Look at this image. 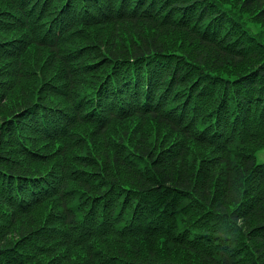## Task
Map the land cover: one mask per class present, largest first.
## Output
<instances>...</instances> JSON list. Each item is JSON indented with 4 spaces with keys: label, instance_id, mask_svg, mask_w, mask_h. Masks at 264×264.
Instances as JSON below:
<instances>
[{
    "label": "trees",
    "instance_id": "16d2710c",
    "mask_svg": "<svg viewBox=\"0 0 264 264\" xmlns=\"http://www.w3.org/2000/svg\"><path fill=\"white\" fill-rule=\"evenodd\" d=\"M132 1L80 0L77 1V7L73 11L70 1L63 0L61 15L58 0H38V3L41 2L42 11L54 9L58 11L55 16H49L52 18L49 23L52 25L51 30L54 35H48L51 37L48 38L38 34L30 43L16 35L18 44L16 52L0 56L2 63L0 173H10L13 176L40 174L43 171L37 165L41 160L38 155L44 154V159L58 155L59 150L48 141H41L26 132L17 133L15 126H21L19 120L30 106L35 102L56 107H62L67 102L71 103V96L77 88L80 89L83 82V79L79 80V78L86 75L89 67L92 76L97 75L95 72L99 74L93 85L102 80L104 84L117 59L123 61L130 56L169 50L167 46L169 42L166 38H162V31L170 28L168 31L175 30L174 33L182 34L180 36L183 39L180 43H190L191 47L189 50L179 47L171 49L165 70L161 71V75L154 80H158L156 83L152 81L147 85L141 99L148 94L150 95L148 98L151 99L149 102L152 104L158 91L160 89L162 91L165 87L169 103L166 109L168 121L167 124L163 122L166 129L163 133L175 132L180 136L183 125L182 123L175 125L178 104L191 95L190 85L193 79L207 78L212 93L207 98L201 97L202 102L199 103L203 106L193 109V113L189 111V107L184 112L183 121L191 114L189 124L199 131L205 127L209 132L219 128L230 130L235 137L232 148L224 155H216L205 148V156L196 153V157L192 159H188L183 148L175 158H172L169 150L170 140L157 133L155 138H151L154 141L147 139L141 140L140 143L135 141L133 154L139 158L135 159V162L128 163L124 155L117 152L111 162H105L112 182L119 181L125 188L137 191L163 185L173 188L177 196L173 201L165 204H159L157 201L153 203L151 213L139 235V238L143 237L142 240L148 242L147 245L139 247L141 251L131 254L132 245L122 244L125 236L123 226L127 225L129 218L116 219L110 223L109 230L96 237L93 243L79 244L78 254L84 258L74 262L76 264H186L182 261L174 262L155 251L157 248L154 243H158V238L163 237L174 241L175 245L194 251L198 256L199 264H264V164H257L254 160V152L264 144V0H237L242 9L256 16L253 25H250L235 7L219 0L225 5V14L221 13L218 20L209 22L204 30L202 27L198 31H192V19L188 25H183L182 29L175 25L161 26L155 21L127 18L128 7ZM29 3H31L29 0H15L13 7L8 8L0 2L1 11H10L7 17L12 21L17 32L20 31L18 10L20 8L24 15H30L31 10L26 5ZM201 14L209 16L208 5L203 4ZM45 16L48 15L42 14L40 18ZM205 16L198 20L199 27L207 20ZM212 18L214 17L211 16ZM142 24L155 31L146 32ZM102 27L109 29L108 35L101 37L95 29ZM60 28L63 34L59 37L55 36V31ZM8 30L9 28L5 26L0 28V32ZM124 32L127 36L131 32L134 35L128 36L126 41L121 42ZM1 39H4L6 44L11 42L10 37ZM117 42L119 45L116 44ZM127 42L129 43L126 44ZM45 50L49 53L45 62H41V66L37 64L35 57L31 61L32 51ZM19 59L23 62L19 63ZM172 59L173 65H171ZM227 63L243 69H237L238 72L235 74L218 71ZM3 66L8 68L2 69ZM40 67L51 69L52 75L49 79L44 78ZM6 73L14 77L12 82L4 81ZM23 77L39 78L40 90L63 98L64 104H51L36 96L33 101L30 99L25 102L20 101L8 107L5 103L9 96L8 91H13L18 80ZM62 80L71 86L69 95L56 92L50 86L51 82ZM252 122L256 123V127L251 126ZM123 134L126 138L128 131L124 130ZM23 138L25 144L31 148L22 145L20 140ZM188 138L194 143L201 144L195 134L189 136L187 131L180 139ZM84 142L81 141L80 145H85ZM65 149L59 152L61 159L65 160L69 156L71 160L68 162L79 163L75 160L76 147L64 152ZM71 150L75 153H71ZM84 153L83 157L87 159H84L83 164L79 163L82 166L81 170H86L89 159H92L89 152ZM17 154L22 157L16 158ZM14 157L19 162L28 160L35 167L37 166L38 170L32 171L30 165L18 164ZM148 159L151 166L155 167V177L144 173L142 165ZM91 166L100 169L98 163ZM121 166L126 167L124 172L127 184L124 183L125 181H120ZM47 168L45 173L50 171V166ZM251 173L263 184L260 191L256 187L246 188L244 181ZM86 187L90 188L88 184ZM9 195L10 190L0 183V264H55V259H50L54 257L53 249L48 251L46 243L43 242L47 239L46 229L51 228L55 223H47L35 230L34 221L30 217L31 213L50 203L53 204L51 208L55 209L51 210L49 218L56 221L58 214L69 215L67 199L61 195L21 211L16 203L7 200ZM244 200L250 201L244 205L242 204ZM230 205L234 207L230 208ZM18 215L25 217L19 218ZM141 221L139 220V223ZM209 235L239 237L244 241L235 243L240 247V251L234 255L225 252L223 247L219 250L221 253H215L208 251V247H204L201 243ZM110 236L122 239L118 248L106 247V239ZM98 241L102 247L97 244ZM242 254H246V260L241 259ZM187 264H194V260H188Z\"/></svg>",
    "mask_w": 264,
    "mask_h": 264
},
{
    "label": "rangeland",
    "instance_id": "374dc122",
    "mask_svg": "<svg viewBox=\"0 0 264 264\" xmlns=\"http://www.w3.org/2000/svg\"><path fill=\"white\" fill-rule=\"evenodd\" d=\"M2 0H0L1 2ZM224 2H226V4L228 6L232 5L233 7H235L240 13H242L245 17V19L247 20V22L250 25H253V23H255V15L251 14L250 12L242 9L240 7V4L237 2V0H223ZM142 26L146 29H144L146 32H154L155 29L149 27L147 28L146 25L142 24ZM108 29L109 27H102L101 29H95L97 34L99 33L102 36L108 35ZM170 28H166V31H162V38H166L168 40V44L167 46L169 47V50L171 49H175V48H185L186 50L190 49V43H180V41H182V36H180L181 33L177 34L174 33L175 30H170L168 31ZM134 33L131 32L128 36H133ZM182 35V34H181ZM11 36H13V34H11ZM128 36L126 35V33L124 32L122 37H121V42H124L127 40ZM129 42H127L126 44H128ZM116 44L119 45V43L117 42ZM48 51H32L31 52V61L34 60V57L37 61V64L41 66V62H45L46 57L48 56ZM37 65V67H38ZM2 66V63L0 62V67ZM238 66H232L231 63H227L224 65V67L218 71L225 73V74H235L238 72L237 69L242 70L243 67L237 68ZM7 66H3L2 69H7ZM40 69L43 70V76L45 79H49L52 75V71L51 69H44L42 67H40ZM91 69L89 67V69L86 71V75L81 79H83V82L80 86V89L82 88H89L92 84L95 83V80L98 79L99 74L97 72H95L97 75H93L91 73ZM4 81H9L12 82V79L14 78L13 76L8 75L7 73L4 74ZM39 81L41 84V80L39 78L36 77H23V79H19L18 82L16 83V85L14 86V90L13 91H8L9 96L6 98V105L9 107L10 105H14L16 103H19L20 101L25 102L28 101L29 99L31 101H33L36 96H38L39 98H41L43 101L45 102H49L51 104H64V100L63 98L56 96L52 93L46 92L45 90H40L39 88ZM21 83V84H20ZM38 83V86H37ZM20 84V85H19ZM4 87V86H3ZM2 91H6V90H2ZM7 93V92H6ZM5 94V93H3ZM5 114V113H4ZM139 117H134L132 121H123L124 124H119L115 127H113L110 129H106L105 131H101L100 133H95L91 127H89L87 124H79L77 128H75V131L77 133H83L85 135H88L89 137H94L95 140V146L93 144L92 147H90V149H85L83 146H81V152H95L96 154H98L99 156H101V159L103 157H106L104 160H101L102 162H99V165L102 167L101 170L102 172L107 176L108 179H110L109 174L107 172V168L105 162H108L112 160V158L114 157V140L112 138V136L115 134L117 135H123V131L127 130L128 131V136H126V138L128 139V141H130L131 143H136L135 141L137 140V142H141V140L143 139H147L149 141H154L153 139H151L152 137H156L157 133H161L163 137H166V140H170V148H175L177 145V141L181 138L178 133L173 132L172 134H168V133H163L166 131L165 127L163 126L164 124L162 123V121L160 119H158V117H147L144 118L143 120H138ZM122 123V122H121ZM116 129H121V130H116ZM132 133V134H131ZM147 137V138H146ZM133 146L135 147L136 144H133ZM264 146V144H263ZM78 149V148H77ZM76 149V150H77ZM75 150V151H76ZM75 151L71 150V153H75ZM205 151V146L202 144H197V143H193L190 142L189 144H187L186 148L184 149V153L187 154L188 159H192L196 157V153H200L201 155L204 154ZM211 151V150H210ZM211 153L216 154L214 151H212ZM172 155V152H171ZM205 156V154H204ZM208 156V154H207ZM255 156H256V160L261 162L264 161V148L259 149L258 151L255 152ZM214 157V156H213ZM95 163V161H94ZM18 164H22L24 166L30 165V168L32 171H36L38 170V167L34 166L33 163H29L28 160H22L20 162H18ZM39 166L40 169L44 170L46 169L45 166L43 164H37ZM170 166H172V162H170ZM125 169L126 167L121 166L120 167V171H122V175L120 177V181H125L124 183H128V181H126L125 179ZM114 177V175H113ZM123 177V179H122ZM115 178V177H114ZM111 180V179H110ZM259 179H257L256 176H254L252 173L246 177V180L244 181L246 188H254L256 187V189H258L260 191L261 187L263 184H261V182L258 181ZM73 185H75L73 183ZM250 200H244L242 202V204L247 205V203ZM43 205V204H42ZM51 205H53L52 203H50L49 205L45 206L43 205L42 207L39 208V210L31 213V217L30 219H33L34 221V227L35 230L39 229L40 227H43L44 225H46L47 223H55L54 219H52L50 216V213H52L51 210H54L55 208H51ZM234 205H230V208H233ZM22 215V214H21ZM18 215L19 218H23L25 216H21ZM30 215V214H29ZM62 222V221H61ZM59 222V223H61ZM126 228V227H125ZM85 229V228H84ZM83 229V231H84ZM143 237L134 239V240H123L122 244H131V248H130V253L134 254L136 253L139 249L140 246H145L147 245L148 242H145L142 240ZM158 243H154L155 247L157 249H155V251L160 252L165 258H169L170 260L172 259V261L174 262H179L181 263H186L188 262V260L193 261L194 260V264H199L198 263V256L197 254L192 251V250H188L185 249L183 246L181 245H175V242L167 239V238H163L160 237L158 238ZM107 240V246H109V248L111 249H116L120 246V242L122 241V239H119L118 237H113L110 236L109 238L106 239ZM43 242H47L46 240H43ZM50 245L51 243L48 242ZM100 242L98 241V245L100 247L101 244H99ZM75 251H77V248L74 250V255H72L73 257H75ZM141 251V250H140ZM80 253V251L78 252ZM216 256L219 254H215ZM52 259V258H50ZM161 260H164L163 258H160ZM46 260V258H45ZM71 264V263H70Z\"/></svg>",
    "mask_w": 264,
    "mask_h": 264
}]
</instances>
